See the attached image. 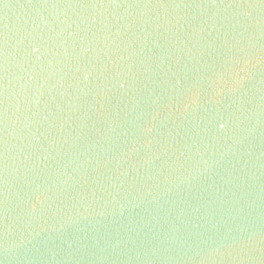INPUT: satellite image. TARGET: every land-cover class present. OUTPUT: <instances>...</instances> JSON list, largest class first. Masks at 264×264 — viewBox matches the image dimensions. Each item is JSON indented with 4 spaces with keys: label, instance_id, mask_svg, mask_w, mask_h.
<instances>
[{
    "label": "water",
    "instance_id": "95a60500",
    "mask_svg": "<svg viewBox=\"0 0 264 264\" xmlns=\"http://www.w3.org/2000/svg\"><path fill=\"white\" fill-rule=\"evenodd\" d=\"M0 264H264V0H0Z\"/></svg>",
    "mask_w": 264,
    "mask_h": 264
}]
</instances>
